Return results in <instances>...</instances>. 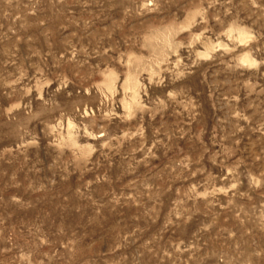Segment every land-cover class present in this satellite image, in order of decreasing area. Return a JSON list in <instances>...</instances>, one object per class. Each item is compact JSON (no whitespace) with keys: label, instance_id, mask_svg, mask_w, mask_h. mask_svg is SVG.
<instances>
[{"label":"rangeland","instance_id":"374dc122","mask_svg":"<svg viewBox=\"0 0 264 264\" xmlns=\"http://www.w3.org/2000/svg\"><path fill=\"white\" fill-rule=\"evenodd\" d=\"M0 264H264V0H0Z\"/></svg>","mask_w":264,"mask_h":264}]
</instances>
